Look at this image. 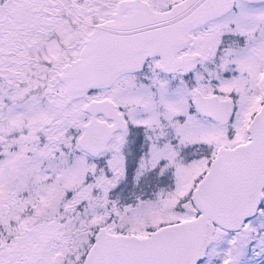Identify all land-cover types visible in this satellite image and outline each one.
Wrapping results in <instances>:
<instances>
[{
    "label": "snow or ice",
    "instance_id": "obj_1",
    "mask_svg": "<svg viewBox=\"0 0 264 264\" xmlns=\"http://www.w3.org/2000/svg\"><path fill=\"white\" fill-rule=\"evenodd\" d=\"M0 264H264V0H0Z\"/></svg>",
    "mask_w": 264,
    "mask_h": 264
}]
</instances>
